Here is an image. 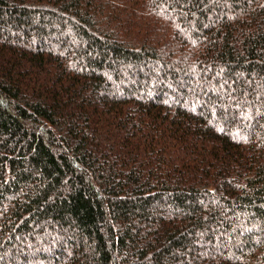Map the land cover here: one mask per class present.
I'll return each mask as SVG.
<instances>
[{
  "label": "trees",
  "instance_id": "16d2710c",
  "mask_svg": "<svg viewBox=\"0 0 264 264\" xmlns=\"http://www.w3.org/2000/svg\"><path fill=\"white\" fill-rule=\"evenodd\" d=\"M18 263L264 264V0H0Z\"/></svg>",
  "mask_w": 264,
  "mask_h": 264
},
{
  "label": "rangeland",
  "instance_id": "374dc122",
  "mask_svg": "<svg viewBox=\"0 0 264 264\" xmlns=\"http://www.w3.org/2000/svg\"><path fill=\"white\" fill-rule=\"evenodd\" d=\"M164 15V14H163ZM18 264H20V263H18Z\"/></svg>",
  "mask_w": 264,
  "mask_h": 264
}]
</instances>
